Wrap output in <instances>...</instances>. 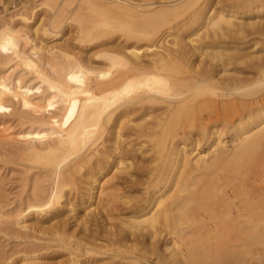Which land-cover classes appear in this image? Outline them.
<instances>
[{"label":"bare ground","instance_id":"6f19581e","mask_svg":"<svg viewBox=\"0 0 264 264\" xmlns=\"http://www.w3.org/2000/svg\"><path fill=\"white\" fill-rule=\"evenodd\" d=\"M35 1L38 3L29 17L23 11L17 15L9 11L13 13L9 23L28 27L41 11L52 10L57 0ZM83 6L94 14L104 8L122 14L138 4L81 0L76 12ZM154 7L146 11L151 19L156 17L147 23L152 37L145 50L151 51L143 56L113 51L125 59L126 70L116 76L89 77V100L76 98L64 103L68 111L64 131L63 126L56 131L59 136L50 139L44 153L38 155L60 151V157L75 164L65 161L62 165L68 168L60 171L52 165L55 182L51 199L32 209L59 204L66 187L63 179L72 178L71 172L86 163L96 166L100 161L92 162V157L105 155L109 171L107 176L90 180L89 199L94 198V209L99 211L95 226L100 221L118 223L90 239L78 236L74 243L63 241L58 229L51 230L53 238L50 235L49 240L68 248L71 255L79 249L89 255L111 252L126 260L125 264H144L139 261L144 251L157 255L156 264H192L188 262L194 256L191 246L199 241L264 245V103L257 105L264 100V92L255 88L261 87L258 83L264 77V54L257 55V44L251 38L264 37V0H181ZM188 11L189 20L198 28L189 25L186 35L179 31L171 47H163L160 28L171 17ZM252 15L255 18H250ZM81 21L80 34L90 32ZM100 22L109 21L96 25ZM120 27L132 39L144 32L133 25ZM203 120L207 122L199 138L189 137L192 125ZM106 127L114 131V139L111 149L103 154L97 147ZM123 137L128 141H121ZM142 155L147 157L144 161L139 159ZM29 157L30 151L25 159ZM78 159L85 164L81 166ZM65 205L71 207L68 198ZM89 224L82 220L83 231L89 232ZM146 246L151 251H146ZM221 258L209 264L237 263L232 255L227 260ZM34 260L25 264H38ZM69 262L78 261L71 258Z\"/></svg>","mask_w":264,"mask_h":264},{"label":"rangeland","instance_id":"374dc122","mask_svg":"<svg viewBox=\"0 0 264 264\" xmlns=\"http://www.w3.org/2000/svg\"><path fill=\"white\" fill-rule=\"evenodd\" d=\"M80 1L57 0L52 10L41 11L28 27L16 22L9 23L8 18H12L13 13L0 9V264H25L29 259H35L38 264H70L71 258L78 261L76 264L128 263L126 260L124 262L118 257H113L111 252L100 251L89 255L79 249L74 250L71 255L66 247L69 242L74 243L78 236L89 238L96 233L103 234L104 229L109 230L118 223L116 220L100 221L95 226V215L99 211L94 209V198L89 199L90 180L107 176L109 171L105 155L92 157V162L96 159L100 161L96 166L82 163L78 159L81 166L85 165L77 172L72 171L70 175L72 178L66 176L67 178L63 179L66 187L59 204L36 211L32 208L36 207L38 202H47L51 199L52 186L55 182L51 173L54 168L55 171L66 170L68 168L66 164H75V161L71 163L69 158L60 157V151L48 153L46 156L38 154L43 152L42 149H46L50 139L59 136L56 131L59 132L62 126L61 131H64V119L68 115V111L64 110L66 104L77 99L89 100L91 96L89 77L116 76L126 70L125 59L112 54L113 51L125 50V54L130 56H143L151 51L145 50L146 42L152 37L150 36L152 31L147 23L155 21L156 17L152 20L146 11L154 6L157 8L175 5L181 0L173 2L126 0L138 4V7L122 14L105 8L94 14L83 6L79 9V17L76 9ZM37 3L35 0H22L20 9L13 11L14 15H17L18 11H23L24 15L29 17L30 11ZM6 13L9 14L2 16ZM189 13L188 11L186 15L171 17L168 23L160 28L158 33L163 36L162 39L165 38L163 47H171L170 43L179 31L186 35L191 30L189 25H192V29L198 28V24L193 26L189 20ZM250 18L255 16L252 15ZM80 21L85 24L84 26L88 25L87 31H90L88 32L90 36L88 33L84 34L85 32L81 33L85 36L80 34ZM99 21L109 22L108 24L100 22L101 24L96 25ZM121 25H133L144 32L139 34L140 38L132 39L128 37L126 30L121 29ZM251 38L254 39L252 42L257 44L255 46L257 55H263L264 37L256 35ZM63 52L67 56H64ZM110 56L114 57L109 59ZM73 63L79 64L87 71H82ZM175 66L181 69L179 64ZM85 74L86 77L83 76ZM259 81L261 87L256 85L255 88L262 93L264 77ZM263 101L257 105H261V102L263 104ZM206 122L207 120H203L201 123L193 124L189 137L199 138L202 125ZM113 133L114 131L108 127L103 129L97 147L100 153L107 154L111 149ZM121 134L124 136L126 132L123 131ZM121 141L126 142L128 139L123 137ZM28 151L31 158L25 159ZM146 158L143 155L139 156L142 161ZM64 163L66 164L62 165ZM38 164L46 167L41 168ZM94 192L95 189L91 191L93 194ZM67 198L71 207L65 205ZM71 208L73 211L68 212ZM98 216L99 214L96 217ZM84 218L90 221L89 232L83 231L81 227ZM103 224L108 225L103 227ZM54 229H58L63 241L69 240L64 244L67 249L61 248L59 242L49 240L50 235L52 236L51 230ZM160 243L158 252L161 254L163 246ZM191 248L194 256L191 255L188 262L192 264H209L216 257L227 260L231 255L237 261L236 264H264L262 244H245L234 240L217 243L210 239L196 242ZM145 250L151 251L148 246ZM141 254L143 258L139 260L140 262L156 264L158 258L156 254L144 251Z\"/></svg>","mask_w":264,"mask_h":264},{"label":"built area","instance_id":"2783aa9c","mask_svg":"<svg viewBox=\"0 0 264 264\" xmlns=\"http://www.w3.org/2000/svg\"><path fill=\"white\" fill-rule=\"evenodd\" d=\"M22 0H0V9L9 11H15L20 9Z\"/></svg>","mask_w":264,"mask_h":264}]
</instances>
